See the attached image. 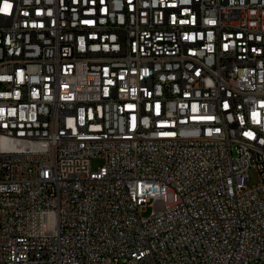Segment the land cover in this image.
I'll list each match as a JSON object with an SVG mask.
<instances>
[{"label": "built area", "instance_id": "obj_1", "mask_svg": "<svg viewBox=\"0 0 264 264\" xmlns=\"http://www.w3.org/2000/svg\"><path fill=\"white\" fill-rule=\"evenodd\" d=\"M251 263L264 0H0V264Z\"/></svg>", "mask_w": 264, "mask_h": 264}, {"label": "rangeland", "instance_id": "obj_2", "mask_svg": "<svg viewBox=\"0 0 264 264\" xmlns=\"http://www.w3.org/2000/svg\"><path fill=\"white\" fill-rule=\"evenodd\" d=\"M99 164H100V160H97V159L93 160L92 168L96 169ZM257 180H258L257 171L255 169H252L250 171V185L256 184ZM169 202H173V194H169ZM164 206H165L164 200H160V202H157L156 204H154L153 207H148L147 210L143 213V215L147 216L151 214L152 210H155V209L161 210L164 208Z\"/></svg>", "mask_w": 264, "mask_h": 264}]
</instances>
